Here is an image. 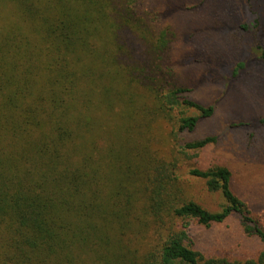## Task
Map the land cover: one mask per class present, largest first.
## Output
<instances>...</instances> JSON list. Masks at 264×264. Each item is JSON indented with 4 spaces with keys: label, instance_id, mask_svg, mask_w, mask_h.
Segmentation results:
<instances>
[{
    "label": "trees",
    "instance_id": "16d2710c",
    "mask_svg": "<svg viewBox=\"0 0 264 264\" xmlns=\"http://www.w3.org/2000/svg\"><path fill=\"white\" fill-rule=\"evenodd\" d=\"M258 22L239 27L248 55L231 78L245 69L250 40L264 65ZM144 35L132 0H0V264H264L262 217L235 192L228 166L188 172L220 195L217 211L172 202L161 173L142 209L152 200L154 221L132 216L139 141L161 112H176L181 135L214 114L167 80L172 38L162 31L143 49ZM230 219L261 243L255 259L205 258L193 247L192 222Z\"/></svg>",
    "mask_w": 264,
    "mask_h": 264
},
{
    "label": "rangeland",
    "instance_id": "374dc122",
    "mask_svg": "<svg viewBox=\"0 0 264 264\" xmlns=\"http://www.w3.org/2000/svg\"><path fill=\"white\" fill-rule=\"evenodd\" d=\"M254 4L260 6V13ZM132 8L144 30L143 49L151 48L162 31L172 38L161 63L171 69L173 76L167 80L187 87L189 99L214 106L211 118L182 135L177 134L176 112H161L139 141L143 149L135 161V187L129 199L132 216L141 225L154 221L152 200L150 213L142 209L148 197L153 198L152 182L161 173L162 186L169 187L172 202L194 201L217 211L223 204L220 195L208 192L204 182L188 172L220 164L231 169L235 192L264 224V126L258 123L264 118V65L255 41L250 40V59L241 75L230 77L239 59L248 55L240 25L259 21L256 30L262 31L259 40L264 50V0H132ZM118 119L117 127L124 126ZM237 123L251 125L239 127ZM210 136L217 142L206 149L183 150L186 143ZM190 234L193 247L205 258L250 260L262 247L242 234L236 219L210 228L192 222Z\"/></svg>",
    "mask_w": 264,
    "mask_h": 264
}]
</instances>
